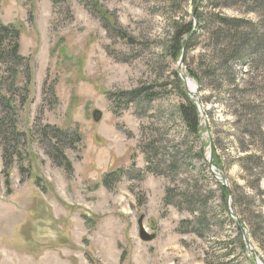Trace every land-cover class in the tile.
<instances>
[{
	"label": "rangeland",
	"instance_id": "374dc122",
	"mask_svg": "<svg viewBox=\"0 0 264 264\" xmlns=\"http://www.w3.org/2000/svg\"><path fill=\"white\" fill-rule=\"evenodd\" d=\"M97 1L125 39L107 31L93 0H0V24L18 30L23 59L0 63L9 107L0 103V120L12 121L0 128V264H264V46L250 35L236 45L241 59L223 66L232 54L208 19L245 21L244 34L262 24L260 33V9ZM191 21L175 58L173 23ZM188 104L197 135L179 116ZM51 129L74 139L56 143ZM210 147L227 188L209 168Z\"/></svg>",
	"mask_w": 264,
	"mask_h": 264
},
{
	"label": "trees",
	"instance_id": "16d2710c",
	"mask_svg": "<svg viewBox=\"0 0 264 264\" xmlns=\"http://www.w3.org/2000/svg\"><path fill=\"white\" fill-rule=\"evenodd\" d=\"M56 0H53V2ZM58 3L63 2L64 0H57ZM220 5L217 8H230V5L235 4V3H242L244 6L248 5L250 6V9L248 12H251L254 10V7L257 6L258 9H260L259 15L263 19L264 23V0H217ZM93 8L94 11L98 14V16L102 19V21L105 24V28L107 29L108 32H113L119 37L120 39H125L123 36V33H121L120 30H115L113 22L111 21V18L107 11L102 9L101 6L98 5L97 0H93ZM214 19L216 20L215 24V29L213 32V38L216 40V44H221V41H226V46L223 50L224 52L228 51V54H232V58H227L225 57V61L223 63V66H226L228 60H239L241 59V54L237 53L241 46L239 48H236V45L244 41V39H247L250 35H258L259 40L264 46V31L261 29V32L259 33L256 28L262 27V24L256 25L254 27L250 26L248 27L251 32L244 34V33H239L237 27L239 25H245L247 24L245 21H237V20H232L224 17H217V16H211L208 19ZM175 25L174 27V34L172 37V42L170 45L169 50H171V54L174 55V57H179L180 55L184 54V51L187 48V44L189 41L191 42L192 36L194 34V29H195V23L193 21L188 22L184 25H178L177 22L173 23ZM249 25V24H248ZM244 32V31H243ZM18 30L14 29L12 27H5L0 24V63L4 64L5 62H8L7 65L9 67L12 66L13 64H18L21 62L23 59L18 55ZM184 38L186 40L184 41ZM262 52H258V57L259 59L261 58V53L264 54V49L261 50ZM226 53H223V56L228 55ZM237 54V55H236ZM236 55V56H235ZM122 97V96H121ZM129 97V95H128ZM126 101H130V99L126 97L124 99ZM189 101V100H187ZM1 105L4 107L5 110L9 111L8 107V102H5L4 100L0 102ZM179 116L182 120V122L185 124L187 131L192 134V135H197L198 134V111L195 106L192 104H188L186 106H181L179 108ZM12 124V121L8 118V116H5L4 118H1L0 120V128L2 127L4 130V127L7 129L8 127ZM53 131V137L56 140V143L60 142H65V141H71L73 140V136H70L68 134L63 133L60 130H52ZM9 131H6L3 137H7L8 139L11 137L13 138L14 136L12 134L14 133V129H12V133L10 134ZM10 134V136H9ZM45 135V131H43V136ZM48 145L50 143H47ZM50 147L54 148V145L52 146L50 144ZM58 150V149H56ZM54 157V156H53ZM59 157L62 158V155L59 151L55 153V157L53 158L54 160H59ZM216 164V163H215ZM216 167L215 165H213ZM219 166V164H218ZM119 172L115 173L114 175L110 176V178H115ZM222 195L225 197L228 195V192L226 189L220 188Z\"/></svg>",
	"mask_w": 264,
	"mask_h": 264
},
{
	"label": "water",
	"instance_id": "95a60500",
	"mask_svg": "<svg viewBox=\"0 0 264 264\" xmlns=\"http://www.w3.org/2000/svg\"><path fill=\"white\" fill-rule=\"evenodd\" d=\"M183 55V54H182ZM182 55H181V58H182ZM180 58V59H181ZM180 79L182 80V82L184 84H186V80L187 78H185L182 74L179 75ZM187 93L188 95L195 101L196 103V106L199 110V112L202 114V109H201V104H200V101L198 99V96L196 94V91H191L189 89H187ZM100 119V114L94 112L93 113V120L95 122H98ZM208 165H209V168L213 174V176L215 177V179L220 183V185L224 188H227L226 186V182L225 180L219 175L216 173L215 171V168L213 167L212 165V150H211V147H210V151L208 153ZM228 190V189H227ZM229 190H228V195H229ZM230 200V195L228 196V199H227V203L228 201ZM230 203L227 204V210L228 212L230 213L231 217L234 218V215L233 213L231 212L230 210ZM142 220H143V217H140L139 221H138V226H139V238L140 240L143 242V243H150L152 241H154L155 239V235L154 234H148L146 229L144 228V226L142 225ZM239 227H240V230H241V234L243 235V237H245V230L244 228L241 226V224L239 223ZM245 245L247 248H249L247 242L245 241Z\"/></svg>",
	"mask_w": 264,
	"mask_h": 264
},
{
	"label": "bare ground",
	"instance_id": "6f19581e",
	"mask_svg": "<svg viewBox=\"0 0 264 264\" xmlns=\"http://www.w3.org/2000/svg\"><path fill=\"white\" fill-rule=\"evenodd\" d=\"M185 85H187V87L191 90V91H193L194 90V86H193V83L191 82V81H188V79L186 80V84ZM186 87V88H187ZM187 88V89H188Z\"/></svg>",
	"mask_w": 264,
	"mask_h": 264
}]
</instances>
